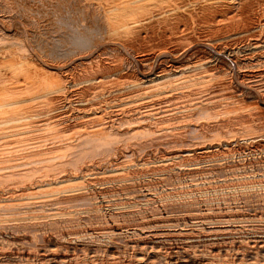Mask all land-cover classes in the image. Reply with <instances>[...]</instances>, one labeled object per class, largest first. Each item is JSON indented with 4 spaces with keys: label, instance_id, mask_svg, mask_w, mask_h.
<instances>
[{
    "label": "bare ground",
    "instance_id": "bare-ground-1",
    "mask_svg": "<svg viewBox=\"0 0 264 264\" xmlns=\"http://www.w3.org/2000/svg\"><path fill=\"white\" fill-rule=\"evenodd\" d=\"M0 264H264V0H0Z\"/></svg>",
    "mask_w": 264,
    "mask_h": 264
}]
</instances>
